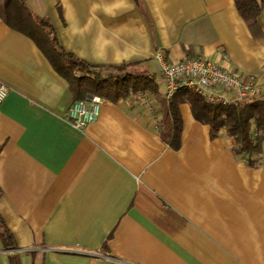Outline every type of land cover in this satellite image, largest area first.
<instances>
[{"label":"crops","instance_id":"crops-1","mask_svg":"<svg viewBox=\"0 0 264 264\" xmlns=\"http://www.w3.org/2000/svg\"><path fill=\"white\" fill-rule=\"evenodd\" d=\"M60 47L88 65L138 64L158 94L103 99L83 129L66 79L0 18V216L20 264H264V146L251 168L181 105L174 150L154 58L205 57L264 96V10L247 27L233 0H27ZM224 98L234 94L222 86Z\"/></svg>","mask_w":264,"mask_h":264},{"label":"trees","instance_id":"trees-1","mask_svg":"<svg viewBox=\"0 0 264 264\" xmlns=\"http://www.w3.org/2000/svg\"><path fill=\"white\" fill-rule=\"evenodd\" d=\"M233 1L247 27L254 32L258 27L257 17L264 10V0ZM26 2L0 0V18L7 26L34 41L55 71L66 79L75 100L99 95L102 99L117 102L138 92L158 94L155 75L141 69L138 64L95 67L61 48L50 22L36 15ZM184 103L189 105L197 122L208 126L211 138L223 131L233 139L231 151L235 156L251 168L257 164L255 157L262 153L264 146V96L256 93L252 98L226 104L209 103L187 87L178 88L168 101L162 103L165 118L170 121V130L164 137L174 150L180 147L183 129L181 105ZM0 240L4 249L17 248L14 236L1 216ZM8 263L20 264L18 256L9 255Z\"/></svg>","mask_w":264,"mask_h":264},{"label":"built area","instance_id":"built-area-1","mask_svg":"<svg viewBox=\"0 0 264 264\" xmlns=\"http://www.w3.org/2000/svg\"><path fill=\"white\" fill-rule=\"evenodd\" d=\"M154 58L165 84V97L167 100L180 87L193 90L209 103L222 102L226 104L234 100L252 98L257 93L254 82L242 81L235 71L222 68L205 57L172 62L166 59L162 52L156 51ZM218 85L233 92L234 98H224L214 91L213 88ZM8 91V86L0 81V103L4 101ZM137 99L140 102H145V93L138 92ZM102 100L99 95H90L84 99L75 100L67 108L65 117L75 128L83 129L97 120Z\"/></svg>","mask_w":264,"mask_h":264},{"label":"water","instance_id":"water-1","mask_svg":"<svg viewBox=\"0 0 264 264\" xmlns=\"http://www.w3.org/2000/svg\"><path fill=\"white\" fill-rule=\"evenodd\" d=\"M90 96V95H89Z\"/></svg>","mask_w":264,"mask_h":264}]
</instances>
